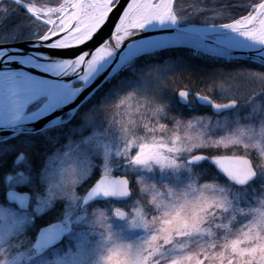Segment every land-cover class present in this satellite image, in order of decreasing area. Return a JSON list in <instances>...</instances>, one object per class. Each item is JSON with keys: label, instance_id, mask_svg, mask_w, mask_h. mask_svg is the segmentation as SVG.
Wrapping results in <instances>:
<instances>
[{"label": "rangeland", "instance_id": "1", "mask_svg": "<svg viewBox=\"0 0 264 264\" xmlns=\"http://www.w3.org/2000/svg\"><path fill=\"white\" fill-rule=\"evenodd\" d=\"M79 3L81 17L95 14L90 0L21 4L45 36L64 30L61 20ZM133 61L123 68L126 73L133 72ZM178 68L179 61L166 60L128 77L117 75L49 135L35 174L25 155L18 161L19 152V171L6 175L1 186L0 264H264V74L215 71V100L203 96L237 107L214 115L194 98L178 102ZM46 100L38 99L26 113ZM195 155L209 159L187 164ZM226 157L247 160L256 178L242 187L221 173L217 178L210 169L216 171L213 162ZM104 175L126 178L128 198L80 209L85 192ZM10 190L28 194L26 209L5 200ZM42 222L61 223L64 234L59 243L35 249Z\"/></svg>", "mask_w": 264, "mask_h": 264}, {"label": "water", "instance_id": "2", "mask_svg": "<svg viewBox=\"0 0 264 264\" xmlns=\"http://www.w3.org/2000/svg\"><path fill=\"white\" fill-rule=\"evenodd\" d=\"M11 1L24 8L18 0ZM136 2L137 0H116L83 38L69 44H55L69 32V28L36 39L0 44V53H2L0 72H25L64 91L79 84L75 88L77 92L71 98L62 103L57 102L51 109L37 117L0 121V143L17 136L51 130L68 122L129 62L144 55H151L150 53L153 52L167 49H186L213 59L214 62L220 64L242 61L264 68V54L261 53L264 45L247 49L232 48L207 36L186 30L187 26H179L175 19L173 11L175 0H172L169 15H167V18L174 19V25L152 27L133 25L131 14ZM79 5L80 3L77 6L79 7ZM143 44H151L155 48L130 54V49ZM21 60H30L40 64L63 65V69L57 73H47L27 66ZM88 74H91L90 79L88 82L82 83L81 78ZM188 95V91L180 90L177 93L178 102L181 105H186ZM193 96L199 105L209 106L214 115H221L237 106V102L234 101L217 104L198 93ZM65 115L67 118L62 120ZM20 159L21 156L18 161ZM204 160V155H195L188 158L186 162L190 165H197ZM213 165L219 173L239 187L256 178V173L245 159L217 158ZM129 186L128 180L124 177L101 176L85 192L80 209L95 201L125 200L129 196ZM4 197L9 204H14L20 210L27 208L29 201L27 193L10 190L4 194ZM63 234L64 226L61 223L57 222L45 226L38 232L34 248H49L59 243Z\"/></svg>", "mask_w": 264, "mask_h": 264}, {"label": "trees", "instance_id": "3", "mask_svg": "<svg viewBox=\"0 0 264 264\" xmlns=\"http://www.w3.org/2000/svg\"><path fill=\"white\" fill-rule=\"evenodd\" d=\"M18 1H20L21 3L25 2L33 4L55 5L60 0ZM261 1L262 0H175L173 11L175 14V18L180 26H184L186 24L201 26L223 25L235 21L242 16H245L250 12V8L252 7V5L258 4ZM19 26L21 30H23L22 33L19 32ZM26 26L30 29H34L35 32L37 31V33L32 34V36L30 34H27ZM14 27L18 28L14 29ZM14 31L21 35H17L16 37H14V39H10L9 34ZM43 35V26L38 22H34L22 7L15 4L11 0H0V44L28 39H36L42 37ZM164 51L166 54L144 55L135 59L131 65L133 68V72L125 74L119 73L118 76L125 75V77H128L138 69H142L155 63L160 64L166 60L179 61V72L174 73V75H176V83L179 79L181 83L178 90H188L194 93L206 95L212 100H215L213 93L210 92L211 87L217 86L218 83H212V80L216 79V74H214L215 71L249 70L261 72L262 74H264L263 67L249 62L234 61L228 64H220L219 62H214L213 59L205 57L201 54L197 53L193 55L194 52L186 49H167ZM103 90L104 88L101 91ZM100 92H98L96 96L100 95ZM93 98L90 101H92ZM82 109L83 108H80L77 114H79ZM182 109L184 110V108ZM184 111L187 112L186 110ZM65 128L66 127L61 128L64 139H66L68 136V129ZM56 132H60L59 128L57 127L41 133L17 136L3 143H0L1 200H3V191L1 189V186L3 185L4 177L6 175L13 174L19 171V165L15 164L14 162V159L19 154V152H23L28 158V162L30 164V172L32 174H35V172L38 171L40 160L43 158V149L49 147V135H52ZM210 170V172L217 175V178L222 177L219 172L217 170L215 171V169H213L212 167ZM218 174L220 176H218ZM45 222H42L39 228L44 227L46 224H48Z\"/></svg>", "mask_w": 264, "mask_h": 264}, {"label": "bare ground", "instance_id": "4", "mask_svg": "<svg viewBox=\"0 0 264 264\" xmlns=\"http://www.w3.org/2000/svg\"><path fill=\"white\" fill-rule=\"evenodd\" d=\"M95 3V14L81 17L79 15V7L69 16H65L60 22V26L64 29H70L60 40L55 44H69L83 38L102 18L104 13L109 8L111 0H90ZM160 3L161 0H137L136 5L142 3ZM167 5L168 15L171 8L172 0H163ZM133 9V8H132ZM64 13V12H63ZM65 14V13H64ZM131 22L138 26L143 24V27L149 26H172L174 25L173 18H165L161 23L156 19L149 18L147 21L139 16L133 17L131 14ZM140 27V26H139ZM186 30L200 34L202 36L215 35L214 40L222 45L232 48L247 49L253 46L264 45V2L255 8L249 16L240 20L224 25L214 27H198L187 26ZM155 48L151 44L138 45L130 49V54H137L141 51H146ZM264 54V48L261 50ZM2 53H0L1 57ZM27 66H31L38 70L47 73H57L63 69V65L56 64H40L30 60H21ZM91 74L81 78L82 83L88 82ZM77 89L70 88L66 91L57 89L51 83L42 79L33 77L28 73L21 71H5L0 72V121H8L14 118L32 119L37 117L49 109L57 102H64L71 98ZM46 98V102L40 109L31 114H27V108L40 98Z\"/></svg>", "mask_w": 264, "mask_h": 264}, {"label": "snow or ice", "instance_id": "5", "mask_svg": "<svg viewBox=\"0 0 264 264\" xmlns=\"http://www.w3.org/2000/svg\"><path fill=\"white\" fill-rule=\"evenodd\" d=\"M133 17L139 16L143 20L147 21L149 18L156 19L161 23L168 15L167 5L161 0L160 3H142V4H134L132 9ZM138 26L143 27L144 25L141 23Z\"/></svg>", "mask_w": 264, "mask_h": 264}, {"label": "flooded vegetation", "instance_id": "6", "mask_svg": "<svg viewBox=\"0 0 264 264\" xmlns=\"http://www.w3.org/2000/svg\"><path fill=\"white\" fill-rule=\"evenodd\" d=\"M151 55H153V54H166L165 53V51H159V52H153V53H150ZM196 53H194L193 55H195ZM125 74L126 73V69H122V71L120 72V74ZM185 91H188V90H185ZM189 92V95H188V98H187V104H189V100L191 99V98H194V92H191V91H188ZM101 94H102V91L100 92ZM99 93V94H100ZM195 99V98H194ZM186 107V106H185ZM188 107V109H190L191 107L190 106H187ZM186 107V108H187ZM24 153H22V154H20V156H21V159L24 157ZM205 156V160L202 162V163H205V162H207L208 161V157L206 156V155H204ZM19 211H20V209H19ZM21 211H23V210H21ZM51 224V223H50ZM47 225H49V224H47ZM46 226V225H45Z\"/></svg>", "mask_w": 264, "mask_h": 264}]
</instances>
